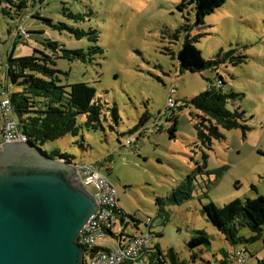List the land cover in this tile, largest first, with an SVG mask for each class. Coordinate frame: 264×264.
Wrapping results in <instances>:
<instances>
[{
    "label": "rangeland",
    "instance_id": "1",
    "mask_svg": "<svg viewBox=\"0 0 264 264\" xmlns=\"http://www.w3.org/2000/svg\"><path fill=\"white\" fill-rule=\"evenodd\" d=\"M28 1L32 5L29 12L41 8L44 16L21 22L36 31L30 45L37 42L39 49L54 58L63 85L89 84L118 113L115 121L111 110L105 111L97 131L86 129V117L80 115L78 136L66 135L38 147L48 155L59 151L74 165L94 164L116 188L119 207L136 220L130 221L126 235L147 233L145 221L151 218V232L157 236L150 246L158 245L163 254L172 249L187 264L193 254L199 264L200 258L215 264L221 256L219 250L228 244L201 213L202 205L212 201L221 207L234 199L264 197V0H227L205 16L200 26L194 25L196 15L190 0ZM186 23L192 28L191 37L205 34L195 43L204 59L215 57L220 50L235 49L247 62L223 65L218 72L181 71L171 52L176 55L181 48L185 33L178 39L173 35ZM19 24L0 13V90L9 57L26 52L22 43L13 47L10 32ZM89 31L96 32L97 42L88 36L76 37L77 32ZM48 41L58 43L56 51L46 45ZM96 46L102 53L93 51ZM63 48L90 53L85 62L56 58ZM218 76L224 81V93L240 95L229 100L228 108L244 110L250 130L245 135L239 129L223 130L225 139L205 150L199 147L190 120L191 113L200 112L189 101L210 84L216 85ZM172 88L175 93H170ZM169 97L177 105L169 107ZM179 102L181 108H177ZM167 108L174 110L176 125L169 120V112L165 114ZM143 114L149 116L144 125L147 132H134L131 138L138 141L124 147ZM0 117L2 120L1 108ZM173 126L175 138L171 139ZM197 166L209 174L191 177L192 197L175 204L169 198L172 190L185 183ZM89 190L95 192L92 187ZM158 198L163 204H158ZM197 231L208 235L210 245L190 249L188 241ZM238 236L250 239L253 234L241 228ZM235 247L245 251L246 260L241 264H264V230L259 240Z\"/></svg>",
    "mask_w": 264,
    "mask_h": 264
},
{
    "label": "trees",
    "instance_id": "2",
    "mask_svg": "<svg viewBox=\"0 0 264 264\" xmlns=\"http://www.w3.org/2000/svg\"><path fill=\"white\" fill-rule=\"evenodd\" d=\"M226 2L227 0H190L188 4L194 5L196 15L194 25H203L204 17L212 14L215 9L222 7ZM183 5H185V2H183ZM31 6L28 0H0V13L10 18V20L20 23L14 31L10 32L14 39L13 47L17 43H22V47L26 49V52L20 57L14 58L13 55L9 57L6 63V80L0 90V101L5 91L8 89L12 91L10 95L12 116L16 119L19 130L28 137L29 142L40 146L48 141L63 138L66 135L78 136L81 126L77 124V117L80 115L86 117L84 127L92 131L102 128V116L107 110H111L113 119L117 121V109L115 107L109 108L107 103L102 102L97 97L96 90L92 86L84 82L63 85L59 76L61 72L56 69L54 58L48 55L44 49H39L36 46L37 42H33L34 44L30 45L31 38L36 31H31L21 22L30 18H44L41 8L29 12V7ZM45 21L52 25L50 20ZM21 28H24V33ZM191 29V26L186 23L180 26L173 35L175 39H178L182 33H185L184 41L179 51L176 55L171 52L172 58L176 57L181 71L202 73L211 70L218 72L223 65L240 66L247 62V57L238 54L235 49L220 50L215 57L204 59L195 43L205 34H197L191 37ZM83 36H88L89 40L93 42L98 41L95 31L87 33L77 32L76 34L77 38ZM46 45L55 49V51L59 47L57 42L52 41H48ZM93 51L102 53L101 48L97 46L93 48ZM61 52L62 54L56 56V58L83 62L87 60L86 56H89L90 53V51L85 52L82 49L66 50L64 48ZM216 83V85L210 84L208 89L189 101L200 112L191 113L190 120L193 124L196 141L199 147L205 150H212L215 141L225 139L223 130L239 129L243 135L250 130L246 124V112L240 107L232 111L228 108L229 100H234L240 95L232 92L224 93L222 88L224 81L221 76H218ZM12 86L17 89L14 90ZM182 105L179 102L177 108H181ZM168 112L169 120L176 125L177 119L174 110L167 108L165 114H168ZM148 119L149 116L143 114L136 127L130 131V138L127 140L131 139L132 134L136 131L140 134L147 132L148 128H145L144 125ZM156 130L160 131L161 127ZM175 130V126L169 130L171 139L175 138ZM153 132L155 130L151 131V133ZM136 141H138V138L134 142ZM134 142L131 146L124 144V147L130 148L134 145ZM136 152H138V149ZM48 156L65 158L67 162L73 164L69 156L59 151H53ZM96 169L99 171L98 168ZM196 173L209 174L204 172L201 166H197L192 172V176L186 178L185 183L172 190L169 196L172 202L178 205L192 197L190 180ZM157 202L161 205L163 204V199L158 198ZM201 213L221 233L228 244L225 248L219 250L221 256L216 260L215 264H235L231 258L230 251H241L245 254V251L236 248L235 245L238 243H253L259 240L264 230V197L262 196L246 200L234 199L221 207H216L210 201L202 205ZM119 214L123 218L122 220H129L127 227L130 225L131 220L136 222L133 217L127 215L120 207ZM241 228H248L253 236L250 239L239 237L238 230ZM156 236L153 233V238ZM187 245L190 249L202 246L207 247L210 245V239L204 231H197L190 238ZM150 250L153 253L149 260L153 264H187L172 249H169L166 254L162 253L158 245L152 246ZM197 260V255L193 254L191 264H199ZM199 260L201 261L200 264H210L201 258Z\"/></svg>",
    "mask_w": 264,
    "mask_h": 264
},
{
    "label": "water",
    "instance_id": "3",
    "mask_svg": "<svg viewBox=\"0 0 264 264\" xmlns=\"http://www.w3.org/2000/svg\"><path fill=\"white\" fill-rule=\"evenodd\" d=\"M97 210L65 158L29 140L0 146V264H85L78 237Z\"/></svg>",
    "mask_w": 264,
    "mask_h": 264
},
{
    "label": "built area",
    "instance_id": "4",
    "mask_svg": "<svg viewBox=\"0 0 264 264\" xmlns=\"http://www.w3.org/2000/svg\"><path fill=\"white\" fill-rule=\"evenodd\" d=\"M24 33V28H21ZM11 90L3 93L0 101L2 120L0 121V146L9 142H27L28 137L19 130L16 119L12 116L10 102ZM170 93H175L174 88ZM177 105L176 101L168 98V106ZM135 139L126 141V146H131ZM76 174L81 184L92 193L96 199L98 210L81 230L78 244L85 253V264H153L149 258L153 251L150 250L153 233L151 232L153 220L147 218L145 224L147 233H134L126 235L125 230L129 224L119 214L117 190L108 179L101 174L92 163L75 165ZM90 191V190H89ZM235 264L245 262V254L241 251H230Z\"/></svg>",
    "mask_w": 264,
    "mask_h": 264
},
{
    "label": "crops",
    "instance_id": "5",
    "mask_svg": "<svg viewBox=\"0 0 264 264\" xmlns=\"http://www.w3.org/2000/svg\"><path fill=\"white\" fill-rule=\"evenodd\" d=\"M21 56V55H20ZM101 173V172H100ZM102 174V173H101Z\"/></svg>",
    "mask_w": 264,
    "mask_h": 264
}]
</instances>
